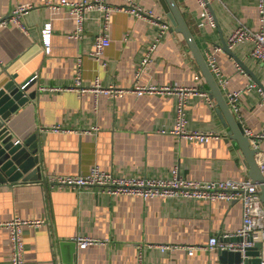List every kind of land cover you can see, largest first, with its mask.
<instances>
[{
	"label": "crops",
	"instance_id": "obj_1",
	"mask_svg": "<svg viewBox=\"0 0 264 264\" xmlns=\"http://www.w3.org/2000/svg\"><path fill=\"white\" fill-rule=\"evenodd\" d=\"M108 1L118 7L128 2ZM175 1L205 59L208 52L214 53L228 78L227 86L219 87L229 107V91L256 83V88L241 95L240 119L232 113L244 129L261 133L264 90L261 93L259 88L264 89V62L251 56V44L232 49L237 59L224 47L238 24L261 27L258 0H214V26L204 22V9L198 0ZM47 2L61 0H0V16H7L18 5H33L21 19L27 31L17 24L0 29V84L12 76L19 84L36 80L28 90H37L36 98L12 113L7 124L14 140L24 142L34 133L39 135L42 178L0 182V223L15 218L49 221L23 228L26 264H138L141 251L144 264H234L224 260L222 250L198 248L189 254L187 247L205 246L213 235L236 232L242 224L240 201L113 196L96 186L60 187L48 182L49 175H86L94 165L116 176L170 177L178 166L185 179H254L248 158L217 99L210 96V86L193 53L160 0H135L171 24L139 76L141 60L159 33L158 26L123 9L114 10L111 42L103 53L107 65H103L91 55L101 27L99 12H88L84 37L77 40L70 36L76 22L68 9ZM47 21L53 26L49 53L41 37ZM78 57L84 85L92 86L98 80L102 86L115 85L125 91L111 97L105 92L71 89ZM137 84H177L206 92L212 105L204 95L190 96L187 127L217 136L200 142L172 133L177 96L138 94L133 90ZM41 86L60 89L41 91ZM54 125L62 129H50ZM259 148L264 150V139ZM254 160L259 168V153ZM9 236L10 229L0 226V264L11 258ZM80 236L107 241L80 247L76 241ZM163 245L176 248L162 251Z\"/></svg>",
	"mask_w": 264,
	"mask_h": 264
},
{
	"label": "built area",
	"instance_id": "obj_2",
	"mask_svg": "<svg viewBox=\"0 0 264 264\" xmlns=\"http://www.w3.org/2000/svg\"><path fill=\"white\" fill-rule=\"evenodd\" d=\"M214 0H198L200 5L204 9L205 23L215 25V18L211 11V6ZM52 7H65L69 13L73 16L76 22L75 29L71 32L70 36L74 39L81 40L85 34L86 20L88 12H99V22L101 24L99 32L94 38V50L91 55L103 65H107L103 58L105 48L110 44V18L111 13L114 10L123 9L139 18H143L151 22L153 25L158 26L159 33L155 36L153 42L149 45L144 58L141 60V64L137 71V75L141 74V71L151 61L152 55L156 50L159 42L163 39L167 31L171 28L169 21L165 20L159 15H156L152 9L144 8L138 5L135 0H128L126 6L118 7L113 6L108 0H78L69 1L61 0L60 3L47 2ZM33 5H18L13 8L7 16H0V29L7 27L11 24H17L25 31L26 28L22 24V17L25 15ZM258 13L262 25L259 29H252L243 23L238 24L230 32L227 44L230 49L235 46L248 43L251 44V56L264 62V0H258ZM52 23L50 21L45 22L42 30L41 37L44 44L45 52L51 51L52 40ZM206 60L211 72L217 77V82L220 87L225 88L228 84V78L221 70L216 56L212 52H208ZM2 67V61L0 59V69ZM238 69L244 72V69L238 65ZM82 60L81 57L77 59V69L75 76V83L71 86V89H78L81 92L93 90L95 92H105L111 97H116L125 91V88H119L115 85L102 86L100 81H96L92 86L84 85L82 82ZM256 83H249L245 88L239 90H233L228 92V101L232 112L241 117V95L245 91H250L256 88ZM41 91L60 89L53 86H41ZM133 90L138 94L143 93H163L174 94L177 96L176 103V124L175 128L171 130L180 138H187L191 140H197L200 142H207L210 139L217 136L216 133L211 131L191 130L187 127V106L190 96L201 94L206 96L209 103L212 105L210 97L206 92H203L197 87L183 86V85H135ZM262 93L263 89L259 88ZM50 129L54 131H60L62 127L60 125H54ZM45 131V128L41 129ZM245 135L249 138L250 144L253 148L258 149L259 153V168L264 176V150L259 148V141L264 139V130L261 133H253L250 129H244ZM20 140H17L19 142ZM257 153V154H258ZM49 183L52 186H79L99 187L103 192H106L113 196L118 195H133L141 196L144 199L148 198H176V199H196L205 200L208 202H215L218 200H227L230 202L240 201L242 203V224L234 233L224 234L223 237L213 235L209 238L208 243L205 246H190L187 247L189 254H192L195 249L203 248L205 250H230L240 251L243 254L248 249L260 244V262L258 264H264V206L260 197V187L252 179H220V180H193L185 179L180 176L178 166H175L172 170L170 177L160 178H146L139 176H116L111 172L103 170L98 165H94L91 171L86 175H49L47 177ZM49 224L48 219H35L25 220L15 218L12 221L0 223L1 227H7L10 229V244L12 247L11 258L4 264H26L24 256V242H23V228L25 226H42ZM235 237L237 240H226L224 238ZM77 244L80 247H86L91 244L104 243L107 240L80 236L76 238ZM162 251L172 250L176 248L172 245L160 246ZM138 264H144L142 251L139 253Z\"/></svg>",
	"mask_w": 264,
	"mask_h": 264
},
{
	"label": "water",
	"instance_id": "obj_3",
	"mask_svg": "<svg viewBox=\"0 0 264 264\" xmlns=\"http://www.w3.org/2000/svg\"><path fill=\"white\" fill-rule=\"evenodd\" d=\"M160 1L175 30L183 34L210 86V96H215L217 99L222 114L227 124L230 126V131L246 154L253 170L252 177L254 181L259 184L260 197L264 205V176L254 160V156L258 153V149L251 148L249 138L245 135L242 124L236 120L234 114L230 110L178 4L175 0ZM224 47L236 58L235 53L229 48L227 43H224ZM35 82V78H31L27 82L19 84L15 80V76H12L10 80L0 84V182H17L19 180L42 178L40 159L37 154L39 151V135L34 133L26 141L17 142V140L13 139L14 135L7 124L12 113L30 100L36 98L37 90L28 91ZM259 249L260 244H257L255 247L248 249L245 254L240 251L230 250H223L222 252L224 260L228 259L230 263L258 264L260 262Z\"/></svg>",
	"mask_w": 264,
	"mask_h": 264
}]
</instances>
